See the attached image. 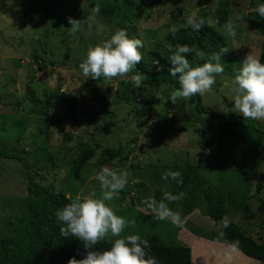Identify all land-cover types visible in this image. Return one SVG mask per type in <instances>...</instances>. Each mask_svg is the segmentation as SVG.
Returning a JSON list of instances; mask_svg holds the SVG:
<instances>
[{
  "label": "rangeland",
  "instance_id": "374dc122",
  "mask_svg": "<svg viewBox=\"0 0 264 264\" xmlns=\"http://www.w3.org/2000/svg\"><path fill=\"white\" fill-rule=\"evenodd\" d=\"M155 1L156 3L152 4L150 17L147 19L143 16L138 23L137 32L140 38L153 43L154 48H156L159 43L163 42L167 29L174 28V23L170 20L171 15L179 17L177 7L183 8V18H186L193 11H196L197 15L207 13L208 22L227 39L228 53L233 59L231 63L233 71L231 75L223 73L216 76V83L213 85L212 91L201 96L202 102L206 107L219 114L242 117L249 125L264 128V120L245 119L234 111L233 93L231 92L232 80L246 54L251 51L254 54H260L262 35L247 22L240 20L236 21L239 26L236 28L235 38L227 36L225 25H217L216 11L220 7L221 0H208L205 3H202L201 0ZM226 1L227 5L225 7L228 12V20L235 19L237 15H247L255 11L258 5L261 4V0ZM63 2V0H0V117L7 116L5 120L6 132L3 133L0 129V142H4V146L7 145L12 148L16 146L17 149L19 148L18 152L20 153L22 148L35 153L40 138L36 139V142L29 140L30 134H36L37 127L30 122L28 123V118L25 123L23 121L21 123L22 128L26 130L25 136H28V138H21V134H16V136L19 135L18 139L12 137L5 141L2 138L5 139V136L15 133L17 122L14 118L16 116L23 119L28 115V108L21 104L24 97L28 98V88L33 92L35 90L37 96L44 99L43 92L45 88L52 87L58 80L60 84L59 91L67 95L66 98L69 102L72 98L76 101L74 111L77 123L74 127L68 128L70 134L74 133V139L67 142L62 141V136L55 128L51 129L45 151L57 161L56 165L59 169L55 170L57 175L53 177L52 167L48 164L42 165L43 170L49 167L52 176H48L47 181L37 179L41 185H49L53 180L58 189L66 184L68 180L66 172L60 170L63 167L61 163H64L67 159L66 151L73 152L77 148V136H85V133L89 132L90 129V133L92 131L93 135L98 138L102 149L106 146L115 150L119 147L123 149L122 155L127 157V161L122 166L119 165L117 169L128 170L132 175L134 173L133 177L137 181L136 183L131 181L128 183V186L135 190L129 195V197L136 198L134 206L130 205V198L125 199L123 206L117 203L118 199L110 202V206L117 215L124 217L126 220H136L135 227L125 229L122 236L138 234L141 238L146 239L149 235H156L164 243L189 247L192 252V264H238V262L240 264H264L255 259L245 258L246 256L240 258V251L232 252L229 244L223 238H220L219 231L212 222L208 218H199L202 211L197 208L193 210L195 216L192 213L185 214V216L181 214L183 223L180 225H174L170 220H159L147 210L144 201L153 197L156 191L154 182H149V180H152L151 178L158 171L160 165H169L174 162L182 164L185 160H196L203 147H206V150L203 151V157L209 163H219L220 157L216 142L211 147L207 146L212 139L211 133L205 135L197 133L196 128H199L200 125L192 123L190 119L184 116L185 114L179 117L176 127L178 129L186 127L187 132L168 136L165 138V146H158V136L154 135L155 129L153 126L157 117L163 119L165 117L168 120L170 119V122L173 121V116H171L173 108L162 94L168 89L167 86L160 84L159 89L154 93L152 92L157 97L155 98L157 101L151 103L152 107L149 110L146 107L147 110L143 106H139L136 113L131 115V105L117 102L108 107V114L105 115V118L93 119L94 116L97 117L95 113H100L101 108L93 101L92 95L85 92L84 80L81 79L76 70L70 69L67 63H65L66 65L63 63L56 66L48 64L39 69L38 64L30 62L29 55L32 52L39 53L45 57L46 61L59 58L62 60L66 56L72 58L76 54V50L79 57L83 58L90 45L109 37V25L103 19L97 17V20L103 23L108 30L103 36L89 37L86 30L77 33L75 36L69 35L66 31L71 27L67 22L68 17L84 20L91 14H80ZM151 2L152 0H148L146 2L147 6ZM252 2L256 6L255 9H250ZM97 3L98 0L90 1V13L92 7ZM61 19H65L66 23L61 24ZM57 26L59 29L54 32L53 30ZM45 30L48 37L41 34V31ZM80 38L90 42H82L84 40L81 41ZM45 43V48L52 53H43L40 50ZM79 46L81 48L86 46L83 52ZM119 81L118 78L113 81H106L101 77V80L98 81L100 92L110 97L113 96ZM107 87H110L111 90H107ZM150 95L147 97L148 99H151ZM18 102L20 104L17 106ZM187 102L185 100L184 104L187 105ZM0 126H2L1 119ZM99 131L107 132L104 134L106 136L100 139L95 133H99ZM99 135L101 137V134ZM1 149L0 236H3L7 231V227H12L10 223L16 227L19 226L18 218H22L26 212L25 199L28 195L26 186L29 181L26 182L24 179L22 166L15 161L3 158L6 149L3 147ZM21 156L25 157V154L21 153ZM100 156L101 149L95 153L91 163L95 164ZM259 162V165L256 164L257 174L252 184L247 208L235 210V208L233 209L232 206L228 205L227 215L242 231H245L259 244L264 245V177L261 178L264 173V154L260 157ZM134 165L138 167L139 171L132 168ZM92 168L93 166H88L85 169V173L88 170L89 172L84 173L83 179L88 178L77 192V195L84 196L91 192H96L97 195L100 194L99 183L95 179L96 175L91 172ZM260 180L262 189H260V192H256L255 186ZM69 185L76 187L79 186V183L71 180L67 186ZM171 209L177 211V208ZM178 211L181 212V210ZM228 254H231L232 257L230 261L226 259Z\"/></svg>",
  "mask_w": 264,
  "mask_h": 264
},
{
  "label": "trees",
  "instance_id": "16d2710c",
  "mask_svg": "<svg viewBox=\"0 0 264 264\" xmlns=\"http://www.w3.org/2000/svg\"><path fill=\"white\" fill-rule=\"evenodd\" d=\"M63 1L73 11H77L80 14H91L89 11L91 0ZM147 1L98 0L97 3L100 5V12L97 18L103 19L109 25V36L116 28H122L127 30L129 38H137L143 41L144 47L140 49L143 54V60L136 66V70L146 75L148 79L143 81L141 87L137 88L131 82L125 83L120 79L113 96L110 97L100 92L98 81L101 78L98 80L85 79L82 75L79 64L85 55L83 58L79 57L77 50L72 58L66 56L62 60L59 58L48 61L39 53L38 55L36 52H32L29 55L30 62L38 64L39 69L48 64L56 66L63 63L66 65L65 63H67L70 69L76 70L81 79L84 80L85 92L90 93L93 101L101 108L100 113H95L97 117L94 116L93 119L105 118V115L108 114V107L117 102L131 105V115L136 113L139 106L146 107L149 110L152 107L151 103L157 101L155 99L157 97L152 92H156L160 84L167 86L168 89L162 94L173 108L171 112L173 121L170 122V119L168 120L165 117L164 119L157 117L153 126L155 129L154 135L158 136V146H165V138L168 136L187 132L186 127H181L180 129L176 127L179 117L185 114L184 116L190 119L192 123L200 125L199 128H196L197 133L203 135L211 133L212 139L207 146L211 147L216 142L220 157L219 163H209L203 157V151L206 150V147H203L196 160H185L182 164L174 162L169 165H160L158 171L151 178L152 180H149V182H154V187L156 188L154 197L159 201L164 190L170 191L174 195L184 192L186 193L185 197L178 203L170 204L169 207L181 210L183 216L190 213L195 216L193 210L197 208L202 211L199 218H208L216 227V223L220 221L221 217L227 215L228 205L232 206L233 209L235 208V210L247 208L252 184L257 174L256 164L259 165L260 157L264 154V128L256 127L252 124L249 125L242 117L225 116L209 109L203 104L200 95L192 97L186 103L187 105L184 104L185 100L182 98H178L175 104L170 101L171 89L173 87L178 88L179 84L177 77L169 75L168 69L171 67L169 45L186 44L196 46L211 54L220 52L222 48L228 50V43L227 39L208 22L207 13L198 15L205 23L199 31H193L187 26L186 18H183V8L177 7L176 10L179 17L171 15L170 20V22L174 23V28L167 29L163 42L154 48L153 43L144 41L137 32L141 17L145 16L148 19L153 8L152 4L156 3L155 0H152L151 4L147 6ZM201 1L205 3L208 0ZM262 3H264V0H261ZM226 5L227 1L221 0L220 7L216 11L218 26L225 25L228 20ZM255 8L256 6L252 2L250 9ZM242 17L243 20L241 21L247 22L262 35L259 56L261 62L264 63V19H261L256 11H252L247 15L243 14ZM60 21L61 24L66 23L65 19ZM58 29L59 27L57 26L53 31L56 32ZM41 34L44 37H48L46 30L41 31ZM80 40L84 39L80 38ZM82 42L88 43L90 41L85 39ZM45 45L46 43L41 46L40 50L43 53H52L45 48ZM85 47L81 48L79 46L82 52ZM187 59L193 64L203 63V61H198L194 54H189ZM232 60L228 51L221 53L224 74H232ZM156 61H159V64ZM59 85L57 80L53 85L54 88L53 86L46 87L43 92L44 99H40L35 90L33 92L28 88V98L24 97L21 101V104L28 108V115L23 119L16 116L14 118L17 122L15 133L5 136V139L2 138L5 141L12 137L18 139L20 134L21 138H28V136H25L26 130L21 125L22 121L25 123L28 118V123L30 122L37 127L36 134H30L29 140L36 142V139L40 138L35 153L22 148L21 153L25 154V157H22L21 153L18 152L19 148L17 149L16 146L15 148L4 146V142H0V149L2 147L6 149L3 158L20 164L25 181H29L26 186L28 195L25 199L27 208L24 216L18 218L19 226L16 227L10 223L12 227H7L6 233L0 236V264H67L69 258L82 259L87 250L78 239L72 237L64 238L60 235V226L57 224L55 212L77 196V192L88 178L83 179L85 169L88 166H93L91 172L97 175L102 168L121 171L117 168L127 161V157L122 155L123 149L120 147L117 150L108 146L102 149L98 138L93 135L92 131L90 133L89 129L85 136L76 135L77 148L73 152L69 153V150L66 151L67 159L64 163H61L63 167L60 169L66 172V178L68 179L66 184L57 189L53 180L46 186L41 185L37 181V179L47 181L48 176L51 175L49 167L43 170L42 165L48 164L52 167L51 173L53 177L57 175L55 170L59 169L56 165L57 161L45 151L51 129L55 128L60 133L63 142L74 139V133L70 134L68 128L74 127L77 123L74 111L76 101L72 98L69 102L66 98L67 95L59 91ZM107 90H111V88L107 87ZM149 95L151 99L147 98ZM18 104L20 103L18 102L16 105L18 106ZM0 119L2 120L0 129L4 133L7 127H5L7 116H1ZM9 131L12 132L11 130ZM95 133L101 139L106 136L104 134L107 132L99 131V133ZM16 134L19 135L16 136ZM99 134H101V137ZM99 149H101L100 158L97 159L95 164L91 163ZM1 151L3 153L2 149ZM132 168L139 171L135 165ZM166 171H179L182 174L183 184L177 185L171 179L169 181L161 179L162 174ZM261 176L263 178L264 173ZM71 180L78 182L79 186H67ZM126 187L128 188L121 191L117 203L123 206L125 199L130 198V205L134 206L136 198L133 196L129 197V195L135 190L128 185ZM255 188L256 192H260V189H262L261 180L256 184ZM204 218L202 219L204 220ZM224 233L223 239L226 243L230 245L231 242L238 240L240 242L239 251L242 254L264 263V245L259 244L250 235H247L234 222L224 230ZM146 239L151 245L150 250L146 249V251H150V254L157 258L159 264H192V252L189 247L164 243L156 235H149ZM110 247L111 243L109 241H100L95 245L94 250L102 252L110 249Z\"/></svg>",
  "mask_w": 264,
  "mask_h": 264
},
{
  "label": "clouds",
  "instance_id": "9594fccd",
  "mask_svg": "<svg viewBox=\"0 0 264 264\" xmlns=\"http://www.w3.org/2000/svg\"><path fill=\"white\" fill-rule=\"evenodd\" d=\"M255 11L264 19V3L258 5ZM99 12L100 5L96 4L91 9V15L84 20L68 17L67 22L71 27L66 31L72 36L85 30L89 37L103 36L108 30L96 19ZM240 20H243V17L237 15L235 19H229L225 23L227 36L235 38L236 28L239 26L236 21ZM9 22L11 23L10 20ZM186 23L193 31H199L205 21L193 11L186 17ZM143 47L141 39L129 38L126 29L116 28L107 39H102L87 48L79 69L85 79L98 80L103 77L106 81H113L118 78L139 88L143 81L148 79L146 75L136 70V66L143 60L140 51ZM169 51L171 52L169 75L177 77L179 84L178 88L171 89L170 101L173 104L178 98L189 101L194 96H204L211 92L216 83V76L224 73L221 53H226L228 51L226 48L208 54L196 46L176 44L169 45ZM189 54H194L196 59L203 63H190L187 59ZM156 63L159 64V61ZM232 85L234 111L245 119L264 120V63L261 62L259 54L252 51L246 54L232 80ZM95 179L99 183V195L96 192L84 196L77 195L70 203L55 212L60 235L64 238L78 239L87 250L82 259L72 257L67 264H159L157 258L151 255L150 251H146L151 248L147 239L141 238L138 234L122 236L125 229L135 227L136 220H126L117 215L110 206L111 201L119 199L121 191L130 180L132 183L137 182L132 173L128 170L102 168ZM161 179L165 181L171 179L177 185L183 184L179 171H166ZM185 195L184 192L174 195L164 190L159 201L153 196L144 203L157 219L170 220L174 225H180L183 223L181 212L172 210L169 205L178 203ZM232 222L230 216L224 215L216 223L221 239L225 235L224 230ZM106 239L111 243L110 249L102 252L94 250L95 245ZM239 243L238 240L231 242L229 248L232 252L239 251ZM231 258V254L226 256L229 261Z\"/></svg>",
  "mask_w": 264,
  "mask_h": 264
},
{
  "label": "crops",
  "instance_id": "0c3cea01",
  "mask_svg": "<svg viewBox=\"0 0 264 264\" xmlns=\"http://www.w3.org/2000/svg\"><path fill=\"white\" fill-rule=\"evenodd\" d=\"M239 253H240V252H239ZM241 254H242V253H241ZM241 254L239 255V257H240V258H244V257H245V255H244V254H242V255H243V256H242ZM245 258H248V257H245ZM238 264H240V262H238Z\"/></svg>",
  "mask_w": 264,
  "mask_h": 264
}]
</instances>
